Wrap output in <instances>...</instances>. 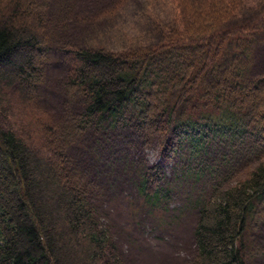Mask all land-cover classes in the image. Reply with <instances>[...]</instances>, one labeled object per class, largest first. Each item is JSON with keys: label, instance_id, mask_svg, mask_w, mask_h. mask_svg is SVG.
Masks as SVG:
<instances>
[{"label": "trees", "instance_id": "obj_1", "mask_svg": "<svg viewBox=\"0 0 264 264\" xmlns=\"http://www.w3.org/2000/svg\"><path fill=\"white\" fill-rule=\"evenodd\" d=\"M159 1L170 20L158 25V42L64 51L65 88L82 110L57 126L35 106L47 5L0 0V264H121L66 145L87 129L126 127L160 135V154L177 160L170 182L158 165L137 174L150 214L179 184L205 180L189 196L198 210L193 264H247L250 230L264 218V72L247 76L253 42L264 44V0L250 3L261 9L251 22L241 20L245 0ZM33 9L31 28L24 16ZM38 139L45 151L33 150Z\"/></svg>", "mask_w": 264, "mask_h": 264}, {"label": "rangeland", "instance_id": "obj_2", "mask_svg": "<svg viewBox=\"0 0 264 264\" xmlns=\"http://www.w3.org/2000/svg\"><path fill=\"white\" fill-rule=\"evenodd\" d=\"M35 1L47 5L49 48L35 106L57 126L82 110L79 96L65 88L72 64L64 51L83 47L118 53L128 46L154 44L161 36L158 25L169 24L170 20V8L159 0ZM252 1L258 0H245L248 4L242 21L251 22L260 15V8L249 6ZM24 20L33 28L34 9ZM263 72L264 44L256 40L251 46L247 76L256 79ZM33 145V150L45 151L43 140H34ZM66 152L84 181L91 183L90 201L96 220L114 246V260L121 264H193L198 210L189 196L201 194L205 180L194 186L191 182L179 184L168 204L162 206V213L150 214L137 190V174L154 165L160 167L163 183L173 179L177 160L160 154V135L145 137L131 127L87 129L67 142ZM248 238L252 249L247 264H264V218L257 221Z\"/></svg>", "mask_w": 264, "mask_h": 264}]
</instances>
